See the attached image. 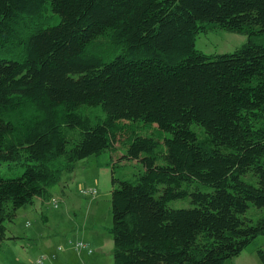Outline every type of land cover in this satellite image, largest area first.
I'll return each instance as SVG.
<instances>
[{"label":"trees","instance_id":"trees-1","mask_svg":"<svg viewBox=\"0 0 264 264\" xmlns=\"http://www.w3.org/2000/svg\"><path fill=\"white\" fill-rule=\"evenodd\" d=\"M218 29L247 40L195 46ZM121 148L140 168H113L114 264H222L264 234V0H0V164L23 167L0 174V243L79 160Z\"/></svg>","mask_w":264,"mask_h":264},{"label":"rangeland","instance_id":"rangeland-1","mask_svg":"<svg viewBox=\"0 0 264 264\" xmlns=\"http://www.w3.org/2000/svg\"><path fill=\"white\" fill-rule=\"evenodd\" d=\"M45 24L55 23L59 15L48 8L43 12ZM247 40V35L225 29L199 32L195 46L207 53L232 51ZM121 148L111 157L110 151L93 154L79 160L73 172L64 173L60 183L54 185V197L20 207L14 220L7 221V237L0 243V264H33L41 253H57L42 264H114L111 188L112 172L117 176H129L140 168V163L121 158ZM119 157V158H118ZM118 158V159H117ZM23 169L17 162H2L0 174L16 175ZM257 183L253 171L242 176ZM96 188L94 196L80 192L83 187ZM64 188V189H63ZM64 190V191H63ZM58 206L53 205L54 200ZM190 198L170 201L172 206H188ZM83 240L93 249L89 254L78 250L69 240ZM63 250H58V245ZM264 234L258 235L238 255L222 264H264Z\"/></svg>","mask_w":264,"mask_h":264},{"label":"built area","instance_id":"built-area-1","mask_svg":"<svg viewBox=\"0 0 264 264\" xmlns=\"http://www.w3.org/2000/svg\"><path fill=\"white\" fill-rule=\"evenodd\" d=\"M80 192L81 193H84V194H89L91 196H94L95 193L97 192L96 188H93L91 186L89 187H83V188H80ZM53 205L55 207L58 206V201L55 199L54 202H53ZM69 242H72L74 243L75 247L78 249V250H84L86 251L87 253L91 254L93 253L94 249L86 242H84L83 240H76V241H73V240H69ZM64 247L63 245H58V250H63ZM57 257V253L56 252H52L50 254H45V253H41L37 259L34 261L33 264H42L45 262V260L47 258H56Z\"/></svg>","mask_w":264,"mask_h":264},{"label":"crops","instance_id":"crops-1","mask_svg":"<svg viewBox=\"0 0 264 264\" xmlns=\"http://www.w3.org/2000/svg\"><path fill=\"white\" fill-rule=\"evenodd\" d=\"M105 151V150H104ZM40 198V197H39ZM41 199V198H40ZM42 200V199H41ZM82 251H84V250H82ZM86 252V251H85ZM93 253H94V251H93ZM92 254V253H91Z\"/></svg>","mask_w":264,"mask_h":264}]
</instances>
